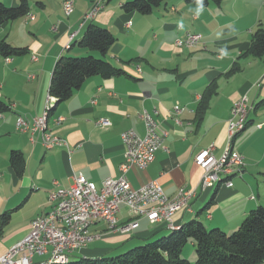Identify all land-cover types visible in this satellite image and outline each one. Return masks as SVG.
Masks as SVG:
<instances>
[{"label": "crops", "instance_id": "1", "mask_svg": "<svg viewBox=\"0 0 264 264\" xmlns=\"http://www.w3.org/2000/svg\"><path fill=\"white\" fill-rule=\"evenodd\" d=\"M0 1L15 5L20 0ZM27 1L33 18L26 15L0 27V40L27 48L26 54L11 56L9 62L0 55V99L13 108L0 115V216L9 213V220L0 227V255L27 234L35 217L49 209L55 182L69 188L73 176L82 174L100 186L104 179L119 176L125 151L121 133L132 128L143 135V111L167 135L154 160L144 169L130 168L127 179L134 188L157 180L172 196L180 187L196 185L201 168L193 156L198 150L213 143L214 154L222 153L231 107L246 95L250 105L246 126L232 142V149L243 156L241 174L232 178L231 187L221 182L199 192L172 219L177 227L198 220L230 233L251 209L264 206V56L241 57L252 33L264 26V0H222L219 6L210 2L199 14L198 2L164 0L146 15L124 12L121 5L128 0H103V7L83 23L84 14L97 0H72L69 15L63 12L64 0ZM90 22L115 35L104 58L128 74L91 76L70 98L56 102L48 93L56 59L65 52L99 55L77 46L65 49L70 33L75 32L73 43ZM187 32L200 33L201 46H176L175 39ZM222 50L227 55L222 56ZM237 62L239 68L231 71ZM211 84L215 91L200 115L199 102ZM46 102L51 104L48 125L66 139L68 148L46 149L39 140L31 143L29 133L17 127L19 116L31 121L43 113ZM174 106L180 112L175 113ZM58 116L63 120L55 125L53 118ZM100 118L110 124L101 125ZM12 150H19L24 158L20 176L9 161ZM118 218L120 223L130 220L126 206L121 205ZM90 229L103 232L96 240L98 246L90 248L96 241L89 243L71 254L69 261L99 257L126 245L135 247L171 231L145 218L126 234L107 231L103 222ZM187 256L192 264L194 253Z\"/></svg>", "mask_w": 264, "mask_h": 264}, {"label": "built area", "instance_id": "2", "mask_svg": "<svg viewBox=\"0 0 264 264\" xmlns=\"http://www.w3.org/2000/svg\"><path fill=\"white\" fill-rule=\"evenodd\" d=\"M102 7L103 0L95 1L84 14L81 23L94 17ZM62 9L65 15L71 14L74 9L73 1L64 0ZM28 18H33V15L29 13ZM74 36L75 32L70 33L65 49L70 47ZM174 43L178 47L196 48L201 46L202 36L197 32H187L184 37L175 39ZM9 61L10 58L6 57L5 62ZM180 110L179 106L173 107L175 113ZM249 110L246 95L233 103L230 110L232 118L227 122L226 143L222 153L219 156L214 154L213 143L198 150L193 156V162L201 168L196 185L190 188L180 187L172 196L163 191L157 180L134 188L127 179L130 168L144 169L154 160L155 152L163 147L167 135L166 131L159 128L157 120L143 111L141 118L145 124L144 134L140 135L132 128L121 133L125 151L124 160L119 165V176L104 179L100 186L87 180L82 174L73 176V184L69 188H62L55 182L56 186L48 197L49 209L35 217L30 222L27 234L0 255V263L44 264L48 256L71 255L102 237L103 232L90 229L96 222H103L109 232L122 234L132 232L142 218L151 224L163 223L166 227L175 225L172 219L175 212L188 208L190 201L199 192L208 189L217 176L233 174L234 177L241 174L244 160L242 155L232 149L233 130ZM62 120L58 116L53 118V123L59 125ZM98 122L104 126L110 124L106 118H100ZM17 127L29 133L31 143L39 140L46 149L68 148L66 139L53 133L52 129L42 131L41 115L33 117L31 121L19 116ZM225 185L231 187L233 182ZM121 205L126 206L130 216L126 223L119 222ZM54 222H62V229H54ZM36 256L42 258L36 260Z\"/></svg>", "mask_w": 264, "mask_h": 264}, {"label": "trees", "instance_id": "3", "mask_svg": "<svg viewBox=\"0 0 264 264\" xmlns=\"http://www.w3.org/2000/svg\"><path fill=\"white\" fill-rule=\"evenodd\" d=\"M163 1L128 0L122 3L121 8L124 12L135 11L146 15L160 6ZM186 1L198 2V0ZM210 2L219 6L222 0H203V5ZM28 14L27 0H20L15 5H6L0 1V27L7 21ZM115 39L110 29L90 22L80 39L71 43L68 50L77 46L97 52L99 55L92 53L74 55L69 52L60 55L51 71L49 95L54 97L56 102L64 101L91 76L109 78L128 74L124 68L117 67L104 58ZM26 53L27 48L12 46L5 39L0 40V55L4 58ZM242 56H264V26H258L252 33L249 47L242 52ZM238 68L237 62L231 71L234 72ZM214 91L215 87L211 84L202 96L197 109L200 115L206 108L207 97ZM11 105L0 99V114L11 111L13 109ZM9 161L15 173L20 176L24 170L22 153L19 150H12ZM8 220L9 213L2 214L0 227ZM188 242H192L194 246L195 264H259L264 261V206L259 205L251 209L244 215L240 225L230 233L218 227L208 228L201 221L191 220L179 225L178 228L171 229L167 235L144 242L123 253L92 258L80 257L78 260L63 264H191L189 259L182 255V250Z\"/></svg>", "mask_w": 264, "mask_h": 264}, {"label": "bare ground", "instance_id": "4", "mask_svg": "<svg viewBox=\"0 0 264 264\" xmlns=\"http://www.w3.org/2000/svg\"><path fill=\"white\" fill-rule=\"evenodd\" d=\"M50 103L46 104L45 110L41 114V128L42 131H49L50 127L48 125V114L50 110ZM246 124V117L243 118V121L236 126L233 130V138L236 136L237 133L241 132L245 127ZM233 174H224L221 176H217L214 179V182L211 183L210 187H213L216 184L224 183V184H231L232 183ZM179 227V226H178ZM177 226H170V229L178 228ZM54 229H62V222H54ZM70 255H60V256H48L47 260L44 264H63L69 261Z\"/></svg>", "mask_w": 264, "mask_h": 264}, {"label": "rangeland", "instance_id": "5", "mask_svg": "<svg viewBox=\"0 0 264 264\" xmlns=\"http://www.w3.org/2000/svg\"><path fill=\"white\" fill-rule=\"evenodd\" d=\"M92 6V5H91ZM28 17H29V15H27ZM98 241H96L95 243H91L89 246H90V248H94V246H98ZM132 247H134V244H132V245H126V246H124V247H121V248H118L117 250H115V251H113V252H111V253H108V254H104V255H117V254H120V253H123V252H125V251H127L128 249H130V248H132ZM190 253V254H189ZM193 253H194V246H191L190 245V242H188V243H186V245L184 246V248H183V250H182V255L184 256V257H189V256H187V255H190V256H192L193 255ZM195 257V256H194ZM193 259V258H192ZM192 264H195V259H194V261L192 260Z\"/></svg>", "mask_w": 264, "mask_h": 264}, {"label": "clouds", "instance_id": "6", "mask_svg": "<svg viewBox=\"0 0 264 264\" xmlns=\"http://www.w3.org/2000/svg\"><path fill=\"white\" fill-rule=\"evenodd\" d=\"M198 4L200 5V7L197 9V14H199V12L202 10L203 0H198ZM221 55H227V52L225 50H222Z\"/></svg>", "mask_w": 264, "mask_h": 264}]
</instances>
